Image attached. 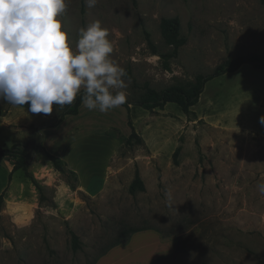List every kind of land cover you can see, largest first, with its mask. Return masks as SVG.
I'll return each mask as SVG.
<instances>
[{
  "label": "rangeland",
  "instance_id": "rangeland-1",
  "mask_svg": "<svg viewBox=\"0 0 264 264\" xmlns=\"http://www.w3.org/2000/svg\"><path fill=\"white\" fill-rule=\"evenodd\" d=\"M173 16L186 42L164 68L160 55L170 47L159 21ZM59 19L73 47L93 21L109 30L111 59L130 71L129 101L145 82L160 90L236 55L264 57L259 0H98L92 8L68 0ZM60 112L54 105L49 115L32 114L0 101V148L26 152L30 177L14 175L37 204L22 222L0 213V264H127L151 260L166 246L173 253L150 264L264 262V195L257 189L264 183V69L242 65L207 81L188 114L174 103L153 110L130 103L107 113L81 103L56 122ZM132 130L141 142H126ZM3 158L0 186L8 179ZM136 169L145 190L130 194ZM125 227L139 230L128 244L111 246ZM68 230L78 236L76 250ZM156 232L168 240L156 243Z\"/></svg>",
  "mask_w": 264,
  "mask_h": 264
},
{
  "label": "clouds",
  "instance_id": "clouds-1",
  "mask_svg": "<svg viewBox=\"0 0 264 264\" xmlns=\"http://www.w3.org/2000/svg\"><path fill=\"white\" fill-rule=\"evenodd\" d=\"M97 3L85 0L89 8ZM67 8L68 0H0V101L49 115L83 90L88 110L107 113L125 104L127 73L111 59L109 30L93 21L79 29L73 47L59 19ZM257 189L264 195V183Z\"/></svg>",
  "mask_w": 264,
  "mask_h": 264
},
{
  "label": "trees",
  "instance_id": "trees-1",
  "mask_svg": "<svg viewBox=\"0 0 264 264\" xmlns=\"http://www.w3.org/2000/svg\"><path fill=\"white\" fill-rule=\"evenodd\" d=\"M261 5L264 6V0H259ZM159 30L160 35L163 42L170 47V51L161 54L162 62L164 64V68H168V59L172 57H176L178 49L184 45L186 42V38L180 34V20L177 16L173 17H162L159 21ZM146 41L148 45L151 47L153 52L155 51V47L151 42L149 35L146 33ZM242 65H249L254 69H264V57L257 54L251 55H236L234 57H230L225 59L224 61L218 63L210 73L207 74H196L194 78L185 83H176L171 84L165 88L160 90L154 89L145 82L142 86L144 89L143 92L139 95V97L134 101H129L126 99L125 104L122 106L125 108H129V104L133 103L147 110H153L154 108H162L166 103H174L176 104L180 110L184 114H188L190 108L196 104L198 101L199 95L202 92L204 85L207 81L221 76L225 73H230L236 71ZM127 76H130V71L127 69ZM83 90L81 93L77 95L76 100L72 105H66L61 107V112L56 118V122H60L65 115H74L77 113L78 107L82 103ZM21 107L28 108V105H24ZM135 138L137 142H141L142 139L139 138L134 130L131 131L129 137L126 142L131 143L132 139ZM180 147L178 146L173 152L174 161L179 154ZM0 156L5 158H10L12 160V169L11 172L16 170H21L25 177H30V173L28 171V159L27 154L22 149H15L13 147L9 148H0ZM47 158L52 162V164L61 169L59 165V159L55 155L46 152ZM10 178V174H9ZM145 185L143 180L141 179L138 170L136 169L134 172V176L128 185V192L130 194H134L137 191H144ZM2 202V194H0V203ZM139 229L125 227L123 228L118 237L112 243L111 246L120 244L127 240L129 235L132 232H135ZM71 236V248L72 250H76L80 247V242L78 236L72 231L68 230Z\"/></svg>",
  "mask_w": 264,
  "mask_h": 264
},
{
  "label": "crops",
  "instance_id": "crops-1",
  "mask_svg": "<svg viewBox=\"0 0 264 264\" xmlns=\"http://www.w3.org/2000/svg\"><path fill=\"white\" fill-rule=\"evenodd\" d=\"M3 159H5V161L8 162L6 163L7 167H5V171L8 174V179H7L6 185L2 184L0 186V194H2L3 196L2 197L3 207L0 210V213L5 216H7L8 214H12L14 215V220L16 222H22L26 216H29L34 211V208L37 204H35V200L24 195V190L27 188V186L22 182L21 179H15V175H14L15 171L11 172L12 162L8 158H5V157ZM9 174H10V178H9ZM146 230L149 231L148 229ZM156 234H157L155 235L156 243H159L164 240H168L167 238L161 237L158 232H156ZM131 236L127 238L126 241L120 244H117L114 247L123 246L125 244H128ZM166 247L164 248L165 250L163 249V250H159L155 252L156 254L152 256L151 260L148 258H144V257L140 258L141 257L140 256L139 258L130 260V262H128L127 264H150L162 256H167L168 254H172L173 252ZM138 248L144 249V245H141ZM109 251L110 250H108L107 253ZM257 264H264V262H260Z\"/></svg>",
  "mask_w": 264,
  "mask_h": 264
}]
</instances>
